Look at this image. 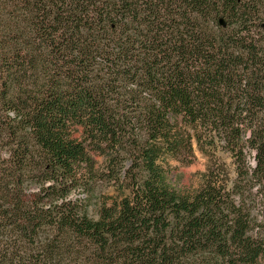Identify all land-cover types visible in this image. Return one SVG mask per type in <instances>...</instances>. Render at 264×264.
Returning <instances> with one entry per match:
<instances>
[{"label":"trees","instance_id":"16d2710c","mask_svg":"<svg viewBox=\"0 0 264 264\" xmlns=\"http://www.w3.org/2000/svg\"><path fill=\"white\" fill-rule=\"evenodd\" d=\"M262 6L0 0V264H264ZM95 155L127 193L93 219Z\"/></svg>","mask_w":264,"mask_h":264},{"label":"rangeland","instance_id":"374dc122","mask_svg":"<svg viewBox=\"0 0 264 264\" xmlns=\"http://www.w3.org/2000/svg\"><path fill=\"white\" fill-rule=\"evenodd\" d=\"M256 1H263V6L260 9V15L263 17L262 20L254 18L259 25H254L253 30L258 35L257 39H262L264 37V0H256ZM260 4V2H259ZM209 21V20H208ZM203 23V21H202ZM206 25L207 22L204 21ZM203 23V24H204ZM257 23V24H258ZM211 29V25H210ZM218 29H215L214 32H218ZM220 32V31H219ZM77 137L81 139L80 135L78 134ZM194 148H196V145H194ZM96 160L98 161V165H96V169L98 171V175L95 176V180L91 184L89 183V180H85V184H87L88 187L91 189V193L89 194V198H87V194L85 192H78L76 193L72 198H78L81 197L82 199H87L84 202V205L89 207V215L91 218L96 219L97 218V210L100 206L104 203H108V206L112 205L116 201H121L123 199L124 195H126L127 191L123 192L118 188L117 185L114 184V180L108 178L107 176H104L102 172L104 171V158L100 155H95ZM228 163H231V160L228 161ZM252 163V160H251ZM174 168L169 170L168 172V182L170 183V186L172 190H174L176 193L181 195H191L195 193L198 189L201 188L203 184V173H205L207 168V160L196 150L195 152V159H192L191 162H189L187 165H176L174 163ZM256 216H262V211H256ZM82 257V261L77 263L76 257H71L70 254L65 255L62 258L61 264H71L74 259V264H89V258L92 259L93 263V256L89 253H84L78 251L77 257Z\"/></svg>","mask_w":264,"mask_h":264}]
</instances>
